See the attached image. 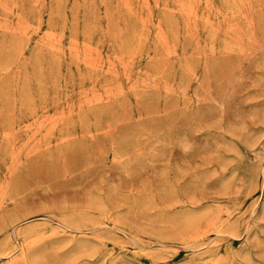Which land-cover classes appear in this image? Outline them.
Masks as SVG:
<instances>
[{
	"label": "rangeland",
	"instance_id": "rangeland-1",
	"mask_svg": "<svg viewBox=\"0 0 264 264\" xmlns=\"http://www.w3.org/2000/svg\"><path fill=\"white\" fill-rule=\"evenodd\" d=\"M0 264H264V0H0Z\"/></svg>",
	"mask_w": 264,
	"mask_h": 264
}]
</instances>
